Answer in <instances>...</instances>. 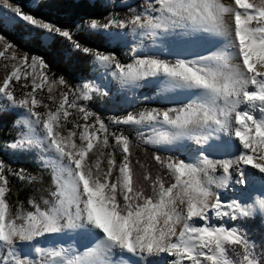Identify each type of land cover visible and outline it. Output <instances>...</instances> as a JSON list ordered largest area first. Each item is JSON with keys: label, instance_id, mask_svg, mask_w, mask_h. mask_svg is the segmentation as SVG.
<instances>
[{"label": "snow or ice", "instance_id": "obj_1", "mask_svg": "<svg viewBox=\"0 0 264 264\" xmlns=\"http://www.w3.org/2000/svg\"><path fill=\"white\" fill-rule=\"evenodd\" d=\"M0 9L4 10L0 25L25 22L47 34L40 37L42 45L53 36L68 40L75 50L92 54L94 62L123 89L158 82L161 94L181 93L178 107L128 113L112 118L111 123L139 126L143 130L138 136L145 144L190 141L197 146L187 159L153 153L166 175L158 173L153 178L145 172V183H140L136 165H144L133 161L134 141L123 131L111 130L100 115L78 103L91 101L99 89L88 82L74 89L63 77L51 78L42 57H18L16 46L0 36L4 44L0 57L15 61L0 81V101L9 110H22L13 126L23 130L8 147L14 152L38 148L50 154L41 157V167L52 173L43 207L29 199L31 210H24V202L17 201L13 212L9 176L29 183L35 178L0 160V250L4 252L0 264H30L19 245L66 233L83 234L89 244L71 252L40 247H34V252L50 257L48 264H120L124 254L146 264L148 258L151 264H264V251L256 253L258 246L243 229L213 223L225 217L247 219L254 213L264 222V0H151L143 12L130 18L87 22L92 31L117 28L153 39L182 37L185 51L201 50L191 58L143 55L131 63L82 47L71 29L26 13L10 0H0ZM75 27L79 30L81 25ZM57 83L66 91L53 107L38 93L45 87L52 93ZM48 99L55 98L49 95ZM71 110L79 113L78 119L70 121ZM222 137L228 138L222 144L238 155L210 158L205 146L220 147L208 142ZM233 165H237L236 184L259 181L261 197L252 203H224L212 191L213 184L222 186L232 179ZM218 168L223 175L216 178L212 174Z\"/></svg>", "mask_w": 264, "mask_h": 264}, {"label": "trees", "instance_id": "obj_2", "mask_svg": "<svg viewBox=\"0 0 264 264\" xmlns=\"http://www.w3.org/2000/svg\"><path fill=\"white\" fill-rule=\"evenodd\" d=\"M19 4L24 12L31 13L34 16L60 26L61 28L71 29L74 39L79 41L82 47H87L93 52L100 51L107 54H114L117 59L122 61V47L119 44L111 43L105 36L93 32L84 26V23L96 20L105 21L112 16L117 19L130 18L134 14H140L142 9L147 6V2L135 1L131 4H124V0H10ZM39 5V7H37ZM76 25L81 28L76 29ZM34 34V35H33ZM0 35L8 42L16 46V49L24 51L28 56L37 55L42 57L48 65V75L58 80L63 77L72 88L81 87L82 83L91 77V62L93 55L85 54L82 51L74 49V46L68 40L59 36H53L51 40L42 45L40 37L44 32L26 26L22 23L15 24L10 30L0 25ZM144 55H157L162 59L174 60L162 53H148ZM143 56V55H138ZM129 58L128 61L136 57ZM156 89L153 85H144L136 93L135 99L130 104H126L122 95L116 94L110 97L100 96L93 93L91 101H78L84 104L90 110L100 115L113 131H123L133 141V161H139L144 167L136 165L137 179L140 183L143 181V174L150 172L153 178L158 173L165 174L155 160L153 153H157L164 158L179 157L186 159L180 154V148L169 151L158 150L151 144H145L138 136V131L126 126L111 123L112 118H121L128 113L139 114L151 109L164 110L170 107H178L182 102L166 103L158 99ZM5 102L0 101V160H3L6 166H10L14 171L25 170L26 176L35 178L34 182L27 180L21 181L14 176H9L11 192L9 194V203L15 212L18 207L17 201L24 202V210H31L27 204L29 199H34L43 207L42 200L49 198L51 188V170L41 167L39 154L35 149L29 151H11L8 147L16 139L14 123L15 115L1 107ZM73 115L70 121L77 119L79 113L71 110ZM68 128L72 124L67 125ZM95 159V156H92ZM120 159L117 154V160ZM104 166L106 167V161ZM167 178V177H166ZM150 191V190H149ZM240 226L258 247L256 253L264 251V222L260 216L256 215L243 219ZM35 264L45 262L46 255H34L27 257Z\"/></svg>", "mask_w": 264, "mask_h": 264}, {"label": "rangeland", "instance_id": "obj_3", "mask_svg": "<svg viewBox=\"0 0 264 264\" xmlns=\"http://www.w3.org/2000/svg\"><path fill=\"white\" fill-rule=\"evenodd\" d=\"M135 1H144L147 3L151 2V0H124L123 3L128 5V4H131ZM10 2L13 5H19L17 3L12 2V1H10ZM144 9H142L141 11L143 12ZM0 11H4V10L0 9ZM8 15L11 16L14 14L8 13ZM17 20H18V18H17ZM107 20L102 21L100 23L101 24L107 23ZM19 23L26 25L25 22H19ZM86 24H87V21L84 23V26ZM3 27L7 30H10L13 26L12 27L3 26ZM93 32H97V33L102 34L111 43L119 44L122 47V56H121L122 61H123L122 63H131L133 60L128 61L129 58H132V57H135L138 55L148 54V53H155V52L165 54L169 57H172L173 59H175V58H177V56H179V52L177 51V48L175 47V43H169L168 44V42H166V43H163L161 45L157 44V43L154 44L152 37L142 36L139 33L133 34L129 29L120 30L117 28H111L107 32H105L103 30L93 31ZM45 35H47V34L44 33L43 36H45ZM4 40H6V39L4 38ZM3 50H4V44L0 43V51H3ZM15 54L21 58L24 57L25 55H27L24 51L18 50L16 48H15ZM8 55H9V57H11L12 50L9 51ZM195 55L196 54L193 53L192 51H190V52L188 51L186 54L183 55V57L191 58L192 56H195ZM31 56H33V55H31ZM31 56H29V57H31ZM35 56H37V55H35ZM179 57H181V56H179ZM13 63H15V61L11 60L10 58L6 60V59L0 57V81H2L6 77L8 72L11 71V65ZM5 65H7V67H5ZM85 82L94 84L99 89V91L95 92V93H97L100 96L104 95V96L110 97V96H113L116 94L122 95L123 100L125 101L126 104H130L131 102H133V100L135 99L136 93H137L138 89L140 88V87L134 88V89H123V88H121L120 85L115 80H113V78L110 75H107L104 72V70L102 68H100L94 62V57L92 58V62H91V77H90V79L86 80ZM85 82H83L82 85ZM82 85H81V87H82ZM146 85H153L156 89L155 96L158 99L162 100L163 102L174 103V102H182L183 101V98H180L181 93H179V92L161 94L159 92L158 82H149ZM63 91H66V89L63 88L62 85L57 83L53 86L52 93H49L47 91V88L45 87L44 91L39 92L38 94L43 98L44 103H48L54 107L55 104L59 102V100L61 98V92H63ZM20 95H21V90L17 89V96H20ZM49 95H51L52 97L55 98L54 101L48 99ZM1 107L7 111L12 112L15 115L16 121L20 119L19 114L22 113V110H19V109L9 110L6 108V102L3 105H1ZM38 110L43 111L42 108L38 109ZM255 115L257 117H259L258 112ZM80 122L82 123L83 121H80ZM129 127L135 129L136 131H142L143 130L139 126H129ZM14 128H15V134H16L15 137L17 138V134L20 131H22L23 129H22V126L21 127H14ZM145 134H146V136L151 135L150 132H146ZM151 145L155 146L158 150H161V151H165V149H168V148L160 147V145H153V144H151ZM175 146L180 148V154H183L186 159L189 158V156L194 151L197 150V146L194 145L193 143H191L190 141H184V142H181ZM33 149H35L36 152L39 154L40 160H41L42 156L50 155V154H46V153L41 152L40 149H38V148H33ZM11 151H13V150H11ZM207 154L209 155L210 158L214 159L215 156H214L211 149L207 151ZM234 155H238L236 150H235ZM215 159H216V157H215ZM246 167H247L249 172H256V170L251 169L250 166H246ZM232 169H234V168H232ZM230 171L233 172L232 170H230ZM232 174H233L232 179H233V177L237 178V175L235 176V173H232ZM212 175L216 178L221 177L223 175V169L218 168L217 171L215 173H213ZM257 175H259V173H257ZM250 183H251V185H249V186H246V185L243 187L240 186L239 191H237L238 193L237 192L230 193L229 196L231 195L230 198H232V199L229 198V200L226 203H228L229 201L231 202L233 200H237V201L242 202V203H252V201L254 199L261 197L262 188H261L259 181H252ZM252 184L257 185L259 187V189L256 186H252ZM216 186H217L216 184L212 185V189H213L212 191L214 193L216 192V191H214L215 189L220 190V189L216 188ZM217 187H219V186H217ZM256 215H258V214L254 213L252 215V217L256 216ZM258 216H260V215H258ZM242 220L243 219L237 220V221H231L227 217H225L223 221L213 220V223H217V224L226 223L228 226H235V227H239V228L243 229L240 226ZM54 235L55 234H51L50 237L43 238L42 239V245H40V248L44 249L45 251L65 249V250H68L69 252H71L72 250H83V248L89 244L88 237L83 236V234H76V233H70L69 234L68 233L67 235L65 234V236H63L64 234H57V235H59V236H57L58 238L54 237ZM19 250L23 255H26L27 257L34 256V255H45V254H36L35 252H29L27 250L25 244L19 245ZM3 255H4V252L2 250H0V257H2ZM129 255L130 254H124V257L122 260L129 258ZM49 260H50V257L47 256L46 261L41 262V264H48Z\"/></svg>", "mask_w": 264, "mask_h": 264}, {"label": "bare ground", "instance_id": "obj_4", "mask_svg": "<svg viewBox=\"0 0 264 264\" xmlns=\"http://www.w3.org/2000/svg\"><path fill=\"white\" fill-rule=\"evenodd\" d=\"M224 2L225 3H229L230 0H224ZM184 40H185V38H182V37H174V38L173 37H159L157 39H153V42H154V44L157 43V44H160V45L163 44V43H166V42H168V44L169 43H175V47L177 48V51L179 52V56L183 57V55L188 52V51H185L184 48H183ZM190 51H192L193 53H195L197 55L201 50L193 47ZM180 98H183L182 94L180 95ZM222 141H228V138L227 137H222L221 140H210L208 142L209 145H213V146L220 145V147H211V148H208L207 146H205V147L207 148V151L210 150V149L212 150V152H213L214 156L216 157V159H230V158H233L234 153H235V149L233 148V149L229 150L226 145L222 144ZM178 144L160 145V147L171 148V147H173L175 145H178ZM215 157H214V159H215ZM236 167H237V165H233L234 169H230V170L233 171L232 173H235V176L237 175L236 171H235ZM236 179H238V176H237V178L233 177V179H231L229 181H226L221 187L220 186L219 187L216 186V188H218L220 190H216L215 189L214 190V191H216L215 194L220 197L222 202L226 203L229 200V198L231 196V195L229 196L230 193L239 191L241 185L236 184V182H235ZM249 185H251V183H249L246 186H249ZM252 186L258 187L257 185H254V184H252ZM258 189H259V187H258ZM261 195H262V191H261ZM215 198L216 197L214 196L212 202H215ZM230 199H232V198H230ZM197 223H200V222L197 221ZM67 234L68 233H66V235ZM76 234H78V233H76ZM57 236H59V235H57V234L54 235V237H57ZM63 236H65V234ZM83 236H85V235H83ZM46 237H50V235H46L43 238H46ZM85 237H87V236H85ZM43 238H38L37 240L33 241L32 244H25L27 250L29 252H34V247H40V245H42V239ZM117 256H120V254L118 252H117ZM123 257H124V255L120 258V264H129V262H130V264H146V261L140 259L139 257H131L129 255V258H127L125 260H122ZM168 259H170V258H168ZM151 260H152V258H148L147 264H151Z\"/></svg>", "mask_w": 264, "mask_h": 264}, {"label": "crops", "instance_id": "obj_5", "mask_svg": "<svg viewBox=\"0 0 264 264\" xmlns=\"http://www.w3.org/2000/svg\"><path fill=\"white\" fill-rule=\"evenodd\" d=\"M176 147H177V146H174V147H172V148L165 149V151H166V150H171V149L176 148Z\"/></svg>", "mask_w": 264, "mask_h": 264}]
</instances>
